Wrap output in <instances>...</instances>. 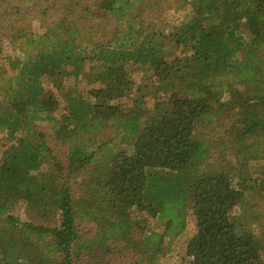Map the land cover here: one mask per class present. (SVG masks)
<instances>
[{"label":"trees","instance_id":"obj_1","mask_svg":"<svg viewBox=\"0 0 264 264\" xmlns=\"http://www.w3.org/2000/svg\"><path fill=\"white\" fill-rule=\"evenodd\" d=\"M142 1L98 0L92 11L53 0L38 10L42 32L16 47L18 37L0 39V264H106L114 242L129 264H160L189 213L190 264H264L253 214L235 211L247 190L264 192V0H176L189 11L166 22L161 11L140 17ZM100 16L115 20L109 34L90 25ZM136 68L150 77L123 104ZM82 74L93 86L66 92ZM53 88L64 90L61 110ZM222 116L212 140L201 128ZM40 122L67 144L63 160Z\"/></svg>","mask_w":264,"mask_h":264},{"label":"rangeland","instance_id":"obj_2","mask_svg":"<svg viewBox=\"0 0 264 264\" xmlns=\"http://www.w3.org/2000/svg\"><path fill=\"white\" fill-rule=\"evenodd\" d=\"M39 1V2H38ZM75 2H79L81 7H89L92 11L96 10V2L98 0H71ZM154 1L152 0H143L139 9L140 11H143L142 15L140 17H143V14L148 15L151 13V15H156L158 11H161L162 14H160V20L165 21L166 19H170L171 17H181L182 14H185L186 11H189V8L186 10L182 9H175L176 7V0H160V8L156 9L152 6V3ZM61 1L58 2L60 4ZM46 4L52 5L53 10L55 9V4L53 0H49L44 2L42 0H0V39L1 38H8L10 34L13 36L18 37V39H15L13 41L14 46L16 47L18 43L23 40L22 35L26 33H40L44 28L41 27V22L39 21V8L40 6H44ZM52 10V11H53ZM3 12V14H2ZM6 14H5V13ZM90 25H92L96 30L97 34H109L113 27L115 26L116 22L113 18L106 19L103 16L100 17H91L90 18ZM159 20V19H158ZM156 20V21H158ZM10 24V26L7 27V25ZM244 28V27H243ZM242 29V28H241ZM5 50L8 54H11V57L18 56L20 50H17L16 48L11 49V46L9 43L5 44ZM26 54V53H25ZM132 86L130 89L125 93V95L121 98V103L123 104H129L131 99L134 96V85L137 86V84H145L147 80L150 77V72L144 70L143 68H136L133 71L132 75ZM53 82L47 78L45 80L46 86H49L50 89H52ZM66 87V92H80L82 94H85L87 90L92 84H89L84 77V75H80V78L75 82L73 78H70L68 80H64L63 82ZM53 91L56 94V97L59 101V110L62 109L64 106L63 97L61 92L64 91L61 90H55L53 88ZM154 91V87L150 86L145 92H146V103L147 106L149 104H152L155 101V98L152 96V93ZM158 96V93H157ZM156 96V98H157ZM56 111V116L59 115L60 111ZM229 124V118L227 117H220L218 119L214 118L211 121L210 126H207L206 128H201L203 133H208V137L212 140H215L219 138L221 135H223L225 128H227ZM210 127V129H208ZM38 130L43 131L46 134L47 141L49 146L52 148V151L57 157L61 160L65 155V152L67 150V144L63 142H59L56 139L52 138V127L51 124L47 122H40L38 124ZM3 132H0V154L2 150L5 148L3 147V144L6 143V139L3 135ZM111 133L105 132L102 134V138H106L110 136ZM217 154L214 155L212 158H216ZM227 159H230V156L226 155ZM216 160V159H215ZM220 163H223L220 162ZM231 164H233V161H231ZM250 168L248 169L250 174H254L258 169L259 166L257 164H250ZM254 176V175H253ZM244 210L247 212H250L253 214L252 218H249L247 223L250 224V227H252L261 237H264V192H260L257 188L255 190H247L245 192L243 202L241 206H237L235 211L236 213H242ZM13 213L22 218L26 219L27 215L24 210V205H17L13 209ZM147 228L149 230L154 231H161L163 228V225L160 221H158L155 218H151L147 222ZM194 220L192 215L189 213L187 217V224L184 229V231L179 234V236L171 239L169 241V250L163 254L159 258L160 264H190V258L185 255V245L186 241L192 236L194 233ZM94 227L86 222H82L79 225L80 233H85L93 231ZM112 251L107 256V262L106 264H129L131 263V257L129 254L120 252L117 248V243H112ZM114 246V247H113ZM262 257L264 260V250L262 252Z\"/></svg>","mask_w":264,"mask_h":264}]
</instances>
